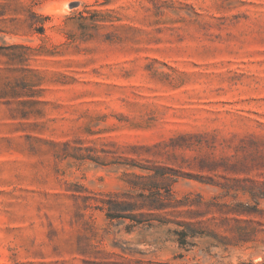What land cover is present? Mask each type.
Wrapping results in <instances>:
<instances>
[{
	"label": "rangeland",
	"instance_id": "obj_1",
	"mask_svg": "<svg viewBox=\"0 0 264 264\" xmlns=\"http://www.w3.org/2000/svg\"><path fill=\"white\" fill-rule=\"evenodd\" d=\"M134 165L183 246L96 208ZM263 193L264 0H0V264H264Z\"/></svg>",
	"mask_w": 264,
	"mask_h": 264
},
{
	"label": "trees",
	"instance_id": "obj_2",
	"mask_svg": "<svg viewBox=\"0 0 264 264\" xmlns=\"http://www.w3.org/2000/svg\"><path fill=\"white\" fill-rule=\"evenodd\" d=\"M146 171V173L127 172L130 179L126 180L128 189L122 192L107 193L104 198L96 199L100 205L96 208L104 211L110 220L129 219L127 231H132L135 225L158 220L160 223L174 222L185 229H174L179 236L178 242L183 246L187 242L188 236H195L197 233L190 231L193 227L189 222L175 221L164 218L162 213H173L179 207L189 204L188 201L177 198L173 189L176 182L175 171L162 165L145 166L134 165ZM264 194V193H263ZM255 232V231H254ZM203 235H209L204 231ZM249 234V233H248ZM256 234V233H252ZM246 234L240 233L239 238L249 240ZM250 236V234H249ZM231 237H227L230 241Z\"/></svg>",
	"mask_w": 264,
	"mask_h": 264
}]
</instances>
